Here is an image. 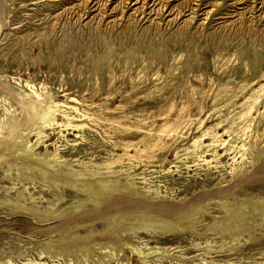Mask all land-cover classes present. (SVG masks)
<instances>
[{"label": "rangeland", "instance_id": "1", "mask_svg": "<svg viewBox=\"0 0 264 264\" xmlns=\"http://www.w3.org/2000/svg\"><path fill=\"white\" fill-rule=\"evenodd\" d=\"M93 1L0 0V264H264V0Z\"/></svg>", "mask_w": 264, "mask_h": 264}, {"label": "bare ground", "instance_id": "2", "mask_svg": "<svg viewBox=\"0 0 264 264\" xmlns=\"http://www.w3.org/2000/svg\"><path fill=\"white\" fill-rule=\"evenodd\" d=\"M93 1V0H92ZM94 2V1H93ZM90 7V6H89ZM94 8V7H93ZM162 10V9H161ZM165 11V10H164ZM123 14V13H122ZM241 16V15H240ZM227 22V21H226ZM132 23V22H131ZM166 24V23H165ZM128 26V25H127ZM225 26V25H224ZM184 27V26H183ZM168 29V28H167ZM186 29V28H185ZM230 29V28H229ZM258 91H264V84L259 88V90ZM46 95V94H45ZM35 97H36V93H35ZM44 97H46V96H44ZM38 99L39 100H41L42 101V98H40V96H38ZM45 99H47V97L45 98ZM49 100H51V99H49ZM48 101V100H47ZM39 102V101H38ZM52 102H53V100H52ZM51 102V103H52ZM48 104V103H47ZM45 105V104H44ZM49 108H46V107H48L47 105L45 106V108L43 109V112H42V116H41V119H42V121L45 123V122H50V123H53L56 127L55 128H57V129H59V133H63V131L64 130H69V129H74V130H78V129H82V127L84 126L83 124H75L74 123V121H75V119H76V117H74V116H72L71 115V112H75L77 115H79V116H86V113L85 112H80L76 107H73V106H71V105H68V106H63V107H65L66 109H68V111H69V115H70V117L72 118H69V116H67V118H68V120H66L67 122L64 124V123H60V122H58V121H56L55 120V118L53 117L54 116V114H51L50 112H51V106L53 105V104H50L49 103ZM61 105H64V104H61ZM42 107H43V103H42ZM56 108H58V106H56ZM39 109H41L40 107H39ZM55 110V109H54ZM251 110H252V108H250L242 117H241V119H243V118H245L249 113H251ZM52 112H54V111H52ZM89 114V113H88ZM55 115H57V114H55ZM54 118V119H53ZM45 124H47V123H45ZM44 128V127H43ZM170 128V126H166L163 130H161L162 132L161 133H166L167 132V130ZM50 129H53V128H50ZM177 129V128H176ZM175 129V130H176ZM170 131H171V129H170ZM169 131V132H170ZM177 131V130H176ZM226 132H228V131H226ZM169 134H171L172 135V133H169ZM168 136V135H167ZM40 137V136H39ZM210 137V143H207L206 141H205V139H207V138H209ZM46 138V137H45ZM160 138H161V135H160ZM159 138V139H160ZM154 141V140H153ZM227 141V140H226ZM226 141H224L223 140V138H222V136L221 135H219V133H213V132H211L209 129L208 130H206L205 132H203L202 133V135L199 137V139H197L196 141H194L193 142V144H192V147H193V157H192V159L194 158L196 161H200V162H204V163H206L207 165H209L210 164V162L206 159V153H208L209 151H212L213 153H212V155H213V159L212 160H218L219 159V157H220V153H219V151H218V145L219 146H223V147H225L226 145H227V142ZM158 142H159V140L158 141H156V142H152V143H150L149 145H147L144 149H141V148H139V142H134V141H128V142H126L125 144H124V146H123V151H124V153L123 154H121V155H118L117 156V158L112 162V163H114V164H117V163H122L123 162V159L124 158H127V159H129L131 162L133 161V160H136L137 158H139V157H141V155H143V154H148L149 155V153H153L154 152V150H155V148L157 147V146H159V144H158ZM132 148H135V154L133 155V154H130V150L132 149ZM226 149V152L227 153H229V152H232V151H234L235 150V147L233 146V145H230V146H228V148H225ZM243 151H245L244 149H242ZM201 151V152H200ZM200 152V153H199ZM190 157V156H189ZM240 157V156H239ZM152 158V157H151ZM191 159V160H192ZM258 159V158H257ZM220 160V159H219ZM237 160V159H236ZM193 162V161H192ZM228 162V161H227ZM203 166V165H202ZM212 167V166H211ZM124 168V167H123ZM245 168V167H244ZM129 169V168H128ZM245 170V169H244ZM239 177V176H238ZM61 178V177H60ZM61 180V179H60ZM90 180V179H89ZM94 180V179H93ZM221 183H223V182H221ZM225 184V183H224ZM222 185V184H221ZM105 187V186H104ZM220 188V187H219ZM105 190V189H104ZM109 190V189H108ZM111 190V189H110ZM116 190V189H115ZM111 191H113V190H111ZM99 192H101V191H99ZM114 192V191H113ZM117 192V191H116ZM122 192V191H121ZM134 192V191H133ZM103 193H104V191H103ZM111 193V192H110ZM137 193H139V192H137ZM105 194V193H104ZM103 194V195H104ZM112 195V194H111ZM114 195V194H113ZM129 196V195H128ZM101 197V196H100ZM135 197H136V195H135ZM139 197V196H138ZM148 201V200H147ZM184 201V200H183ZM255 204V203H254ZM256 204H257V202H256ZM255 204V205H256ZM257 206V205H256ZM95 208V207H94ZM243 208V207H242ZM241 208V209H242ZM257 209V208H256ZM91 210V209H90ZM201 211V210H200ZM203 211V210H202ZM132 214V213H131ZM141 214V213H140ZM202 214V213H201ZM200 214V215H201ZM194 215V214H193ZM199 215V216H200ZM189 217V216H188ZM47 218V217H46ZM191 218H194L193 216L191 217ZM190 218V219H191ZM44 219H45V217H44ZM60 219V218H59ZM111 219V218H110ZM184 219H186V218H184ZM114 220V219H113ZM50 221V220H49ZM107 221V220H106ZM190 221V220H189ZM183 222V221H182ZM186 222V221H185ZM176 223V222H175ZM167 225V224H166ZM174 225V224H173ZM197 225V224H196ZM195 225V226H196ZM168 226V225H167ZM176 226V225H175ZM172 227V226H171ZM179 228V227H178ZM110 233V232H109ZM89 237V236H88ZM57 239V238H56ZM85 239V238H84ZM59 240H61V239H59ZM83 240V239H82ZM84 241V240H83ZM61 242V241H60ZM122 242V241H121ZM64 244H66V243H64ZM118 245V244H117ZM121 245H123V244H121ZM124 245H126V244H124ZM153 259V258H152Z\"/></svg>", "mask_w": 264, "mask_h": 264}]
</instances>
